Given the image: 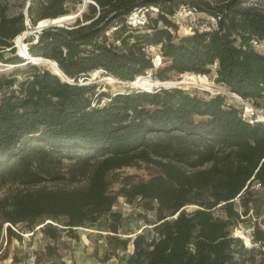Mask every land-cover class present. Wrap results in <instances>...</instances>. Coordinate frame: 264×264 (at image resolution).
<instances>
[{"label":"trees","instance_id":"trees-1","mask_svg":"<svg viewBox=\"0 0 264 264\" xmlns=\"http://www.w3.org/2000/svg\"><path fill=\"white\" fill-rule=\"evenodd\" d=\"M90 1L74 25L50 26L29 41L31 59L51 60L73 83L17 55L14 41L29 26L70 16L83 0H30L28 16L9 17L0 7V63L16 68L0 80V188L23 187L0 199V233L8 224V238L22 242L14 227L32 231L41 220L64 218V229L52 223L41 229L50 242L35 253L36 264H68L63 234L77 240L78 228L102 219L121 264H264L263 229L253 233L258 249L233 234L256 204L254 185L264 190V122L249 123L222 95L164 86L110 95L80 82L97 71L130 84L148 75L166 83L214 72L217 84L264 112V53L254 46L264 43V9L253 0ZM181 7L215 19V26L177 37L156 67L148 50L175 39L169 30H178L172 18ZM145 10L147 23H128ZM20 75L29 78L26 93L23 85L13 89ZM138 165L148 168L149 179L126 177L110 193L111 174ZM84 177L87 184L76 186ZM45 183L59 187L30 190ZM120 196L140 199L156 214L129 254L130 240L118 236L122 214L112 212ZM217 207L223 218L215 216ZM20 263L15 257L11 264Z\"/></svg>","mask_w":264,"mask_h":264},{"label":"rangeland","instance_id":"rangeland-1","mask_svg":"<svg viewBox=\"0 0 264 264\" xmlns=\"http://www.w3.org/2000/svg\"><path fill=\"white\" fill-rule=\"evenodd\" d=\"M27 0H0V7L6 9V14L9 17H13L18 15L19 13L24 12V8L26 6ZM84 2V0H83ZM252 4L258 6L261 9H264V0H253ZM83 5L77 7V9H83ZM72 8V6H70ZM72 12L70 13L72 16H76L79 12L77 9L72 8ZM154 11V10H150ZM145 11H137L135 12L130 18L128 23L134 27L143 26L144 23H147L148 16ZM26 15V14H24ZM156 12L151 13V17H155ZM48 23L46 26L51 25L52 21L47 19ZM76 21V20H75ZM75 21L71 22L68 25H74ZM172 21L178 27L177 31L169 30L172 37V41H166L162 46L158 47H150L149 52L154 57V62L156 67H159L162 64V52L165 48H171L173 45L178 43L177 37H185L194 34L195 31H209L212 27L215 26V19L206 16L205 14L197 13L188 9L187 7H181L180 10L177 12L175 17L172 18ZM65 25V26H68ZM38 26V25H37ZM45 26V27H46ZM50 27V26H49ZM46 29V28H45ZM44 30V29H43ZM35 32L30 30L29 28L22 33V37L24 36L23 40L28 45L31 44L29 41L33 40L36 42L37 36H39L42 31ZM24 34V35H23ZM17 38L14 41V47H16V54H19V48L17 44ZM17 45V46H16ZM255 48L264 53V43H254ZM11 56L10 53L7 54ZM22 56V55H21ZM24 57V56H23ZM161 58V64L157 65ZM40 67L49 68L53 70L47 63L40 64ZM16 68L14 66H6L0 63V80H5L10 78L13 71ZM209 80V84L211 87L207 88L203 85H196L191 88H186L182 86L183 90L189 91L191 93H197L201 97L207 98L209 96L215 95H222L227 98V102L242 108V104L240 103L239 99L232 96L229 90L215 82L216 74L212 72L210 75L207 76ZM17 83L13 89L19 91L20 87L23 85L24 93H26L28 89V77L27 76H17ZM108 76L103 71H97L91 73L88 78L80 80L81 84H97L98 91L105 92L110 95H116L118 93H125L131 89H136L130 83H114L111 84L107 80ZM187 78L186 75L182 76H175L171 81H180L185 80ZM151 80L149 75L145 77L143 80ZM212 84V85H211ZM215 86V87H214ZM2 93L0 92V99L2 97ZM252 104V103H251ZM254 107V105L252 104ZM255 108V107H254ZM260 114L264 116V112L259 110ZM64 168H67L70 165V161L64 160ZM126 177H132L134 182H139L141 180H148L149 179V170L144 165H138L136 167H126L120 170L115 171L110 176V180L113 183L110 189V193L115 194L123 185L124 179ZM87 184V178H81L79 183L76 184L78 187H84ZM57 186L54 183H45L39 187H35L30 189L31 191L41 190V189H55ZM254 198L256 199L255 205L251 206V211L247 217H242L244 220L239 226L234 229L233 234L236 237H240L243 239L245 246L248 249H258V245L253 243V233L255 228L258 226L264 230V190L260 187V185H254ZM23 187L19 185H5L0 188V199L5 197L11 196L12 194L16 193L17 191L22 190ZM237 208L242 211L239 207L240 200L236 201ZM143 201L140 199L134 202H128L125 197L120 196L115 203L114 207L112 208V212H119L122 214V225L119 231L118 236L120 239H129V251L128 254L133 250V239L136 235L142 233L143 229H150L153 228L152 225L156 221V214L154 212H147L143 208ZM196 207L189 206L188 210L192 211ZM215 216L217 217H224V213L222 210L217 207L214 211ZM65 219L60 218L58 220H49L44 219L39 221L35 226V229L30 231L27 230L25 224H20L13 229L23 236V241L19 242L17 239L12 238L9 239L8 235L6 234V228L8 224H4V230L0 233V258L2 259L5 255H7L6 260H1L0 264H11L15 257L19 261L20 264H36L35 260V253L37 251L44 250L45 246L50 242V240L45 237L41 233V229L44 225L48 223H52L53 225L59 227V229H64ZM105 219H102L96 226H85L80 227L76 231L77 236L79 239H71L66 235L63 234V241L67 244L62 249L61 253L63 256V260L66 261L68 264L75 263V264H121L120 257L121 251L115 250L109 244L108 235L110 233L103 231L106 227Z\"/></svg>","mask_w":264,"mask_h":264},{"label":"bare ground","instance_id":"bare-ground-1","mask_svg":"<svg viewBox=\"0 0 264 264\" xmlns=\"http://www.w3.org/2000/svg\"><path fill=\"white\" fill-rule=\"evenodd\" d=\"M74 18H75V16L70 15V16L61 17V18H58V19H55V20H51V21H52V24H54V23H63L64 21L71 20V19H74ZM47 23H48V20L41 21L39 23V25H38L39 29L41 30L42 28H44L47 25ZM23 38H24V36L22 37V35H20V36L17 37V40H16L17 44H18V48H19V54L24 56L27 59H30V61H32V63H34V64H42V63L45 62L53 69L54 73L59 74V71L57 70V68L55 67L53 62L44 60L42 58H38V59H33L32 58L31 59L28 56V54H27L28 45L24 42ZM186 76H187V78L185 80H180V81H177V82L172 81V82H166V83H155V82H152V81H149V80L145 81V80H143L140 77L136 82H134L132 84H133V86L135 88L143 89V90H146V91H153L156 87H161V86H164V87H179V88L184 86L186 88H191V87L196 86V85H203V86H205L207 88L211 87L210 84H209V80H208L207 76H205V75L204 76H197V75L187 74ZM107 80L111 84L123 83V82H121V81H119L117 79L111 78V77H108Z\"/></svg>","mask_w":264,"mask_h":264},{"label":"built area","instance_id":"built-area-1","mask_svg":"<svg viewBox=\"0 0 264 264\" xmlns=\"http://www.w3.org/2000/svg\"><path fill=\"white\" fill-rule=\"evenodd\" d=\"M29 4H30V0H27L26 6L24 8V12H25L24 14H26V12L28 11ZM230 94L234 97L237 96L236 98L239 99L240 103L242 104L244 118L248 120L249 123L254 124L255 122H264V116H262L259 110L254 108L250 102L243 100L240 96L236 94H232V93Z\"/></svg>","mask_w":264,"mask_h":264},{"label":"water","instance_id":"water-1","mask_svg":"<svg viewBox=\"0 0 264 264\" xmlns=\"http://www.w3.org/2000/svg\"><path fill=\"white\" fill-rule=\"evenodd\" d=\"M89 3H91V1L90 0H84V6H83V9L75 16V18L74 19H71V20H67V21H64L63 23H54V24H51V25H48V26H46V27H44V28H42L41 30H43V29H45V28H48L49 26H60V27H64L65 25H68V24H70L71 22H73V21H75L77 18H79L83 13H84V11H85V9H86V6H87V4H89ZM26 16H28V11L26 12ZM61 24V25H60ZM28 25H29V23H28ZM29 29L30 30H32V31H35V32H39V31H41L40 29H39V27L38 26H36V27H34V28H32L31 26H29ZM39 38V36H37V39ZM17 46V45H16ZM28 49H29V47H28ZM27 54H28V56H29V53L27 52ZM47 61H50V62H52L51 60H48V59H46ZM54 63V62H53ZM54 65H55V67L57 68V70L59 71V74H57V75H59L60 77H62L64 80H66L67 82H69V83H73V81H70V80H68L64 75H63V73L60 71V69L58 68V66H57V64L56 63H54ZM132 84V83H131ZM133 85V84H132ZM166 88V87H165ZM170 88V87H169ZM171 88H173V87H171ZM150 92V91H149Z\"/></svg>","mask_w":264,"mask_h":264}]
</instances>
